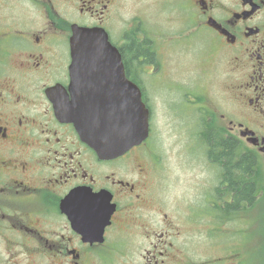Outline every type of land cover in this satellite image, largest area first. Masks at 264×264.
Returning <instances> with one entry per match:
<instances>
[{"label": "flooded vegetation", "instance_id": "1", "mask_svg": "<svg viewBox=\"0 0 264 264\" xmlns=\"http://www.w3.org/2000/svg\"><path fill=\"white\" fill-rule=\"evenodd\" d=\"M161 2L162 15L179 11L186 32L162 22L152 30L141 14L128 31L125 0H0V264H247L240 235L249 232L256 206L264 213V0ZM73 25L106 33L148 109L147 138L120 155L100 158L65 116L86 95L82 77L71 82ZM131 41L150 52L148 60L126 65ZM197 44L215 52L211 63L221 55L225 61L219 103L203 83L157 75L172 51ZM145 74L155 77L143 80ZM165 123L193 134L207 159L198 199L185 207L176 194L185 202L172 199L168 213L160 202L166 194L145 187L151 167L161 169L154 152ZM239 180L250 184L247 194L229 190ZM185 211L201 224L198 243L218 250L213 258L200 247L197 257L190 252ZM173 217L180 225H171Z\"/></svg>", "mask_w": 264, "mask_h": 264}, {"label": "rangeland", "instance_id": "2", "mask_svg": "<svg viewBox=\"0 0 264 264\" xmlns=\"http://www.w3.org/2000/svg\"><path fill=\"white\" fill-rule=\"evenodd\" d=\"M161 4L163 5L161 0H125V22L127 30L130 31L132 24L135 22V18L138 14H141L142 17L139 18V21L143 25H148L152 30L154 29L153 23L162 22L160 26L164 25L163 27H166L167 29L169 25L170 30L172 31L176 30L178 33L186 32L185 26L180 20L179 11L175 10L172 16L170 15V12H166L162 15L160 10ZM168 19L169 23L167 22ZM209 52L208 49H202L199 51L198 44L191 50L181 49L176 52L172 51L171 55L173 59L169 63L168 68L165 71L157 72V75H161L164 80L190 82L192 86L194 83H203L211 100L219 103L222 101V97L223 100L224 97H226L224 92L227 81V74L225 72L226 68L224 65L225 61L221 55V57L217 56L211 63L212 58L215 56V52ZM200 58H203V60L207 58L209 59L200 62ZM154 77L155 74H153V76L152 74H145L143 80L149 81ZM219 92L221 93L219 94ZM156 133L159 140V146L154 154L155 156H157L156 154L160 155L158 157L161 162V169H157V166H155V171L153 172L154 167L151 165V161L148 158L147 164H150L152 167L149 180H146L145 182V187L146 189H150V194H153L155 191L166 194L160 202L163 204V209L168 213L171 211L169 203L172 199H176L172 203H178L180 205L185 202L182 200V197H176V194L182 195L187 199L184 203L185 207L192 204L194 199H198L195 198V196L200 192V181L201 178L205 176L203 162L207 159L202 149L198 147L193 134L187 133V131L173 130L169 126V123H165L164 127H158ZM160 173L162 175H160ZM206 176H208V174ZM159 186L161 187V190L157 191ZM263 197L264 195H262L261 198ZM160 202L158 201V204ZM154 203L157 205V202ZM256 207L254 220L250 222L251 228L248 229L249 232L245 231L240 235L243 238V247H240V250L246 253L247 264H261V258L264 253V213L259 214L262 208ZM186 213L189 214V216L187 215L188 222L186 224L191 226L190 236L194 241H197L194 243V247V241H192L190 252L194 254L193 257H197L199 250L203 248L207 257L213 258V251L218 250L214 249V246H211V243L200 244L201 240H204L203 238H200L203 234L199 233V227L201 224L194 221L188 211H185V214ZM170 215L175 216L172 212ZM173 218L171 225H180L178 218ZM240 227L243 228L244 226L240 224ZM209 229L210 228L207 229V232ZM204 231L205 228L200 232L205 233ZM207 242L211 241L207 240ZM250 242L255 243L254 252L249 248ZM2 243L3 242L0 241V249L3 247Z\"/></svg>", "mask_w": 264, "mask_h": 264}, {"label": "water", "instance_id": "3", "mask_svg": "<svg viewBox=\"0 0 264 264\" xmlns=\"http://www.w3.org/2000/svg\"><path fill=\"white\" fill-rule=\"evenodd\" d=\"M70 50L71 82L82 77L79 83L83 82L86 95L81 102L70 103L67 120L100 158L120 155L138 145L148 135V110L137 87L125 78L120 54L106 33L73 25ZM115 90H119L116 96Z\"/></svg>", "mask_w": 264, "mask_h": 264}, {"label": "trees", "instance_id": "4", "mask_svg": "<svg viewBox=\"0 0 264 264\" xmlns=\"http://www.w3.org/2000/svg\"><path fill=\"white\" fill-rule=\"evenodd\" d=\"M126 55H127L126 65L129 66L131 60L138 58V56L145 57L143 59V62H145L146 60L149 59L150 52H148L145 48L141 47V44L136 43V42L134 43L133 41H131L130 45L127 46ZM208 137H210V135ZM226 143H227L226 145H228V146L231 145L232 144L231 139H227ZM213 144L214 143H212V145ZM225 148L226 149L223 152L222 159L224 161L226 160V162H228L230 160V157H231V150L227 146ZM211 149H212V147H211ZM214 151H215V148H213L210 152H214ZM213 158H216L215 153H213ZM240 160H246L247 161L246 157H241ZM243 165H244V163H242V165H240L239 168L245 169L242 167ZM229 175L230 174H229V170H228V176ZM228 186L230 187V189H229L230 191L232 190V191H234V193H236V194L238 193L239 196H241L243 194H247L250 190V184L243 183V181H241V180H239V182L237 183V186L236 185L234 186V184H232L231 182H229ZM254 186H255L254 198H255V202H256L259 200V197H257V194L259 193L260 187H258L257 183Z\"/></svg>", "mask_w": 264, "mask_h": 264}]
</instances>
